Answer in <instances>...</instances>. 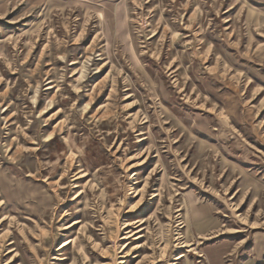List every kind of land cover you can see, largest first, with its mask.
I'll return each instance as SVG.
<instances>
[{
  "label": "rangeland",
  "instance_id": "obj_1",
  "mask_svg": "<svg viewBox=\"0 0 264 264\" xmlns=\"http://www.w3.org/2000/svg\"><path fill=\"white\" fill-rule=\"evenodd\" d=\"M0 264H264V0H0Z\"/></svg>",
  "mask_w": 264,
  "mask_h": 264
}]
</instances>
